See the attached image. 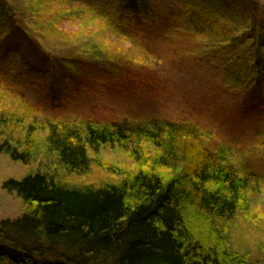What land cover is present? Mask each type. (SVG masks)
I'll return each instance as SVG.
<instances>
[{"label": "trees", "instance_id": "obj_1", "mask_svg": "<svg viewBox=\"0 0 264 264\" xmlns=\"http://www.w3.org/2000/svg\"><path fill=\"white\" fill-rule=\"evenodd\" d=\"M183 1L194 13L182 9L185 27L168 30L173 38L182 39L191 18L222 26L227 48L244 58L232 89L264 95V8L252 0ZM155 7L156 0H0V48L17 37L69 73L87 66L125 80L156 59L124 12L146 24L157 20ZM228 7L243 25L225 17ZM244 8L249 15L242 20ZM200 28L197 36L206 35ZM55 35L92 51L63 60L43 44ZM260 98L258 104L245 96L231 109L253 131L238 146L200 120L54 114L0 78V154L35 166L0 184L22 202L18 217L0 213V264H248L228 234L235 220L250 218L253 200L264 193Z\"/></svg>", "mask_w": 264, "mask_h": 264}, {"label": "rangeland", "instance_id": "obj_2", "mask_svg": "<svg viewBox=\"0 0 264 264\" xmlns=\"http://www.w3.org/2000/svg\"><path fill=\"white\" fill-rule=\"evenodd\" d=\"M11 1L17 5L20 3V0ZM252 1L264 8V0ZM155 8L157 20L153 18L146 24L124 12L132 29L139 32L141 41L154 49L156 59L151 58L145 68L137 71L136 67V70L125 73V80H118L116 75H107L97 68L86 70L87 66L78 75L69 73L59 62L31 50L17 37H12L0 48V78L9 80L32 106L54 114L98 121L123 118L200 120L214 129L220 128L222 136L233 139L230 141L238 146H246L252 138V128L238 124L231 109L245 96L261 104L260 97L264 95L252 93L250 89H232L231 78L233 75L238 77L243 56L227 48L222 26L217 28L199 16L197 22L193 18L186 20L193 28L187 26L188 31L180 35L182 39L173 38L168 30L185 27L180 16L182 9L188 16L194 13L187 12L183 0H156ZM227 10L224 13L227 19L233 20L235 25H243L241 20H235L237 11L229 7ZM248 15L244 8L240 17L244 20ZM199 25L198 32L207 31L206 35L197 36L194 28ZM73 29L75 31L76 27L68 28ZM233 32L230 27L229 35ZM74 42L55 35L43 44L52 55L63 60H72L73 54H90L87 43ZM251 117L255 122L257 115ZM106 158L113 159L110 155ZM31 170H35L33 164L25 166L0 154V184L8 179H22ZM21 212L22 202L0 186L1 216L16 218ZM251 213L249 219L235 220L228 239L233 251L244 256L248 264H264V193L253 200Z\"/></svg>", "mask_w": 264, "mask_h": 264}]
</instances>
